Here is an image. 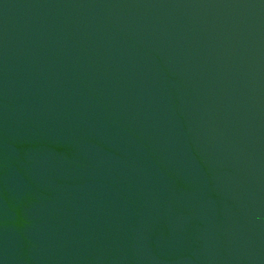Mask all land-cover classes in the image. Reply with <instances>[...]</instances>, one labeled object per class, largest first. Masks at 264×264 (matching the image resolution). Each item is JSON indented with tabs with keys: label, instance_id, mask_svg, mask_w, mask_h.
Here are the masks:
<instances>
[{
	"label": "water",
	"instance_id": "obj_1",
	"mask_svg": "<svg viewBox=\"0 0 264 264\" xmlns=\"http://www.w3.org/2000/svg\"><path fill=\"white\" fill-rule=\"evenodd\" d=\"M0 264H264V0H0Z\"/></svg>",
	"mask_w": 264,
	"mask_h": 264
}]
</instances>
